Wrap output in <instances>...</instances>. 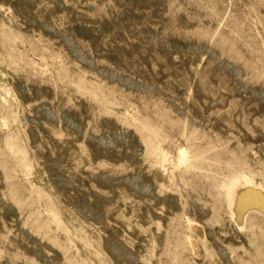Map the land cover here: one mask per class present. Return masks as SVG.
Masks as SVG:
<instances>
[{"label":"rangeland","instance_id":"obj_1","mask_svg":"<svg viewBox=\"0 0 264 264\" xmlns=\"http://www.w3.org/2000/svg\"><path fill=\"white\" fill-rule=\"evenodd\" d=\"M241 175L264 0H0V264H264Z\"/></svg>","mask_w":264,"mask_h":264},{"label":"bare ground","instance_id":"obj_2","mask_svg":"<svg viewBox=\"0 0 264 264\" xmlns=\"http://www.w3.org/2000/svg\"><path fill=\"white\" fill-rule=\"evenodd\" d=\"M180 152L184 154L185 149L181 148ZM226 186L227 203L232 219L239 224L243 221L244 215L254 206L264 212V189L257 182L241 175L234 177ZM191 226L198 230V225L194 221L191 222ZM198 231L202 235V231L200 229ZM190 241L191 247L195 248V243Z\"/></svg>","mask_w":264,"mask_h":264}]
</instances>
